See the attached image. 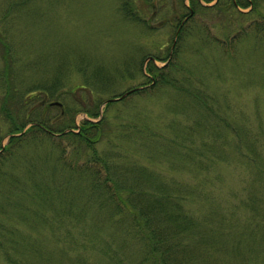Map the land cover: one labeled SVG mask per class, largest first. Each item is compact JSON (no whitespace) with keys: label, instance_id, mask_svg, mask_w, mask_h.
Here are the masks:
<instances>
[{"label":"rangeland","instance_id":"1","mask_svg":"<svg viewBox=\"0 0 264 264\" xmlns=\"http://www.w3.org/2000/svg\"><path fill=\"white\" fill-rule=\"evenodd\" d=\"M124 1L0 0V39L8 48L5 60L0 57V98L4 94L1 67L4 64L8 68L6 77L11 78V85L22 97L25 111L45 96L47 103L61 105L49 106L47 121L55 120L62 108L56 125L75 130L85 120L82 110L92 102L139 88L146 82L140 73L144 67L141 57H162L168 53L173 29L161 24L173 15L176 6H171V0L148 2L145 18L140 16L144 20L141 25L123 20L119 7ZM258 8L261 15L252 13L234 22L221 13L214 21L197 15L187 24V33L180 36L181 49L178 47L176 56H172L176 69L169 67L166 73L175 82L190 78V88L199 81L198 88H203L207 97L206 108L216 112L213 117L210 115L212 119L199 118L205 110L200 111L192 101L175 95L171 85L152 88L111 103L104 120L105 138L92 146L101 156L113 154L110 162L124 166L128 180L131 176L126 170L134 174L137 169L141 184L148 172L150 181L155 178L160 185L181 189L184 193L180 194L187 198L180 204L195 214L194 218L205 213L208 205L220 213L213 236L208 238L202 232L201 236H192L197 238L194 244L200 245L197 250L201 251V264H221L217 262L223 258L219 252L248 236L241 226L264 233V184L259 185L256 200L246 205L248 195L255 193L249 180L250 169L245 165L250 159H258L256 168L264 171V4ZM153 13L154 19L147 18ZM154 64L159 67L163 62ZM184 69L190 71L185 73ZM220 117L225 124L218 121ZM194 121L199 126L215 125L218 134L199 139L197 130L192 129ZM6 125L0 121L3 135ZM186 133H190L188 137ZM119 135L122 140H118ZM34 137L22 142L26 144L20 148L18 160L11 163L13 178L1 177L4 184H0V195L8 201L4 209L9 214L13 209L15 214L0 213V264H8L3 260L5 252L20 264H71L69 260L77 253L85 264H107V261L142 264L141 244L127 235L130 231L127 220H122L127 226L118 230L115 242L104 233L99 234L107 246L105 256L101 255L100 244H85L83 236H76V230L70 231L69 236L76 242L69 246L64 229L74 222H68V218L79 224L88 222L95 226L99 221L103 225L109 209L100 211L97 206L91 209L90 202L84 204L88 209L82 212L87 176L82 177L76 169L86 164L90 154L79 151L81 147L64 136L49 140ZM204 141L206 151L201 149ZM2 143L5 145L6 141ZM190 150L199 152L194 154L195 165L189 160ZM212 157L220 161L212 164L211 160H215ZM33 182L36 186L29 190ZM22 190L27 196L18 194ZM75 196L81 198L80 202L68 205ZM29 197L31 201L27 202ZM31 222L38 224L36 235L28 229ZM7 228L16 231L9 235ZM4 234L13 240L19 235L26 238L25 246L28 243L33 250H25L24 246L18 250L26 251L30 257L11 251V239L2 237ZM125 234L130 240L127 247L123 245ZM259 244L249 250L247 240L242 241L241 249L245 250L241 256L251 253L250 264H264V242Z\"/></svg>","mask_w":264,"mask_h":264},{"label":"trees","instance_id":"2","mask_svg":"<svg viewBox=\"0 0 264 264\" xmlns=\"http://www.w3.org/2000/svg\"><path fill=\"white\" fill-rule=\"evenodd\" d=\"M135 1H137V3H135ZM151 1L152 0H125L119 7V10L122 13L123 20L131 21V23L135 24L140 22L139 24L142 25L144 23V20H142L141 17L145 18L146 5L148 2L151 3ZM171 1V6H176L174 7L175 10L173 15L168 16L169 18L167 19V22L170 20L171 21L170 23L163 22L161 26L168 25L173 29V35H171V38L173 39V36L174 38H176L175 44L171 47L172 49L170 50L169 45H171V39V42L168 45V53L165 56H148V61H146L148 58L147 56L141 57L142 65L144 64V67H142V70H140V66L139 70L141 75L143 76V80H145L146 82L141 84V86H139V89L137 87H132L126 90L125 92L129 93L125 97L120 98V100L125 99L130 95L138 96L141 92H147L152 88L159 89L161 86L167 87L171 85L170 88L171 90H173L175 95L185 98L184 100L186 102L192 101L193 106L198 110H205V113L199 116V118L203 116V118H207V120L208 118L212 119L210 115L213 117L216 112L206 108L205 105H208L207 97H205L203 88H198L201 83L195 80L197 81L196 85L193 84L194 87L190 88V78L183 77L180 81L175 82V79H172L171 77L169 78L168 74L166 73V71L170 70L169 67H173L174 70L176 69V64L174 63L172 56H176L178 47L180 48V46H178L180 45L179 42L182 38L180 36L181 34L185 35L187 33V24H189L191 20L193 21L195 17L200 14L203 17L206 16V18L204 19H211L212 21H214L218 17V14L221 13L223 17L224 14L227 15L232 19L233 22L234 19L237 20L242 16L247 17L252 13L256 16H259L261 15V13L258 11V7L261 4H264V0H222V2H220V0H177V3L173 2L174 0ZM185 1H187L186 5L184 3ZM208 2L213 3L208 4ZM242 10L246 11L243 12ZM154 16H156V14L154 15L153 13L152 15H148L147 18L154 19ZM202 22H204V20H202ZM188 35H191V30H189ZM230 37H234V35ZM225 42L226 37L224 43ZM5 43V41H1L0 39L1 60H5L6 55L4 56V54L7 53L8 50ZM159 60L162 61L163 64L159 67H156L154 62ZM1 67H3L2 88L4 89V94L2 95L3 98H0V121L3 120L7 123V129L4 135L0 133L1 185L4 184L1 177H5L8 180H11L10 177L13 178V176L15 175L13 171L14 168L11 163H13L14 160H18V155H20L21 153L19 150L23 146V144H26H22V142H25V139L27 137L35 136L39 139L44 138L49 140L50 138L58 139L64 136L65 138L73 139L78 145V148L81 147L79 151L82 150V152H85V154H90L89 160L87 162L85 161L87 165L84 163L81 168L76 169V171H79V173H81L80 175L82 177L87 176L86 187L88 188H84L82 191L86 195V200L84 199V202H81V205L83 206L82 212L88 209L84 204L90 202L92 206L89 207L91 209H93L94 206H97L99 210L102 211V208L104 209L105 207H108L109 212L107 214V221L103 225L99 224V221L95 223V226H91L88 222H82L81 224H79L76 220L68 218V222H74V224H72L71 226H69L68 223V228L66 227L64 229L67 233L66 236L69 237L70 247L76 242L75 239L69 236V234L71 233L70 231L76 230V236H83L85 244L86 242L91 246L100 244V246L103 247L101 251L103 254L101 253V255L105 256L104 254L107 253V246L106 243H103L101 241V237L99 236V234L104 233V235L110 237L111 241H114L115 238H119V236L117 235L119 232L118 230L127 226V224L122 223V220H127L126 222L129 224L130 231L128 234H126L129 237L131 236L134 238V243L138 241L137 244H141L139 254L141 257L140 262H142V264H201V251L198 253L197 250L199 249L200 245L194 244L197 242V238H194L192 236H201V232L208 238L213 236L216 232L217 225L220 223V213L218 211L216 212L215 210H212L211 206L208 205L205 213H199L200 215L197 214L199 216L196 215L197 217L194 218L195 216L193 215L195 214H191L189 211L184 210L183 206H181L180 204V201L182 199L187 198V195L185 196L183 194H180L184 193L180 192L181 189L178 190L176 189L177 187L171 188L167 185H160L155 178L152 179L153 181H150L147 171L141 184V182H139V180H141V177L139 176L140 171L137 169L134 171V174L130 173L129 170H126L127 173L131 176V180H128V176L123 171L124 166L119 165V163L116 162H110L113 158V154L112 156H109L104 153L101 156L97 152L96 148L92 147L94 143L97 144L102 140V138H105L104 136L106 134V128L104 120L107 114L106 110L111 103H114V101L102 106L100 110L101 116L99 120L98 111L102 102L108 100L111 97L105 100L102 99L96 102H92L89 107L82 110V113L85 114V117L87 119H83V121H80L79 126H75V130L72 127H70V129H64L63 127H59L58 125H56L57 121L59 122V117L62 116V108H60V112L58 114L59 116L55 118V120L53 119V121H51L49 119L47 121L46 113H48L47 109L50 106L48 105V103L51 101H48L47 103L48 99L45 96H43L40 101L34 105V107L32 106L25 111L23 107L24 101L22 97L20 96V94H18L19 92L16 90V88L11 85V78L6 77L8 75L7 66L2 64ZM184 70L185 73H188L190 71L188 69ZM177 82L180 83L176 84ZM122 93H120L119 95H121ZM117 97L119 96H115L114 98ZM120 100L118 102H120ZM10 107H15V109L13 110ZM39 108L41 109L40 111H38ZM63 115H65V113H63ZM18 117H21L22 119L18 120V122H15L14 120H17ZM70 120L71 119H69L68 121ZM218 121L221 124L226 123L225 119L222 117H220ZM218 121L216 119V122ZM194 123L195 125L192 127V129H194L195 132L197 130V134L200 135L199 139L206 135H211L210 137L214 138V136L218 134L216 132L215 125H213L212 127H206L207 123L203 126L202 123L201 126H199L200 123L197 121H194ZM189 134L190 133H186L187 137L189 136ZM3 140L6 141L5 145H3L2 143ZM118 140H122L120 135L118 136ZM175 141L177 145H182V142H178V140ZM201 149H205V151L207 150L206 141H204ZM247 151H249V149ZM196 153L199 154L198 151L190 150L191 156H189V160L190 162L194 163V165L197 164V161L194 160V154ZM214 159L215 160H211L212 164L220 161L218 158ZM257 160L258 159H250L245 165L250 169L249 180L251 182V186L254 188L255 193V195L251 193L250 195H248L246 205L250 204V202L253 203L256 200L255 196L259 194L257 190L261 189L259 185L264 184V171L256 168ZM3 166L4 170L2 169ZM89 167H91V169ZM32 184L34 185H32L29 190H32V188L36 186L34 182ZM186 190L190 191L189 189ZM2 191H4V189ZM23 192L24 191L22 190L18 194L26 195V193ZM2 196L4 195H0V203L2 204V206L0 205V213H2V216L5 213L6 215L13 216V214H15V211L12 209V204L15 202V200L9 207L13 210V212L12 210H10L11 214H9L8 211L4 209L5 207H7L8 201ZM80 200L81 198L75 196L68 201V205L73 203L78 204ZM30 201L31 197L27 199V202ZM5 203H7V205ZM2 209L4 212L2 211ZM63 214V216L68 217V215H66L64 212ZM109 216L111 218H114V220L110 219ZM44 222L47 221H43V223ZM18 223L22 222L18 221ZM23 224H25V222ZM37 226L38 224L36 222L30 223L28 229L30 231L31 229L33 230V232L35 233L33 235H36L35 228ZM43 226L44 225H41V227ZM241 229L243 230L244 234L248 235L246 238L242 239V241L247 240V248L249 250L255 249L253 248V246H259V243L261 241L264 242L263 231H258L256 229L253 230V228L248 230V228H244L243 226H241ZM5 230L9 231V235L12 233V231L13 234L16 231L15 229L10 228H7ZM126 234L125 236L127 239L123 243V245L127 247L128 243H130V240ZM253 236H255L256 239H254ZM2 237L9 238V236H5V234L2 235ZM208 238L207 240H210ZM25 239L26 238L23 239L21 235H19V238H16L17 241L11 239L10 250L20 252V255H26L25 258H28L30 257L29 253H27L26 251L21 252L18 250V248L21 246H24L25 250H33L29 248L28 243L25 246ZM191 239L196 241L193 242L191 241ZM242 241L236 243L232 247L227 248L225 251H220L219 253L223 255L224 259L220 258L217 260V262L219 261V263L221 264H250L249 258L251 253L244 251L245 256H241L243 252L242 250H245V248L241 249ZM34 243L35 242L33 240L31 244L33 245ZM214 248L215 246H213L212 250H214V253H216L217 250H215ZM227 255L230 257H227ZM24 256H22L21 258L26 262V260L23 259ZM74 257L75 258H73L72 260H69L71 264H85V261H82V257H80L78 253L74 255ZM226 258H228V260H231V262H229ZM3 260L8 264H20V261L18 263L14 260H11L9 254H6V252L4 253ZM106 263L109 264L110 262L107 261Z\"/></svg>","mask_w":264,"mask_h":264},{"label":"water","instance_id":"3","mask_svg":"<svg viewBox=\"0 0 264 264\" xmlns=\"http://www.w3.org/2000/svg\"><path fill=\"white\" fill-rule=\"evenodd\" d=\"M175 39H176V38H174V36H173V39H172L171 45H169L170 50L172 49L171 47L175 44ZM169 54H170V52H169ZM168 58H169V57H168ZM148 59H149V57L147 58L146 61H148ZM138 89H139V88H138ZM128 93H129V92H125V93L123 92V93H122L121 95H119V97H117V98L111 97V98H109L108 100L102 102V104H101V106H100V108H99V111H98V113H99L98 120L100 119V116H101L100 110H101V107H102L103 105H105V104H107V103H110V102H112V101H114V102H115V101H118V100H120V98L125 97ZM48 105H53V106H56V107H59V106H60L59 104H57V103H52V102H49ZM85 119H87V118L85 117ZM98 120H97V121H98Z\"/></svg>","mask_w":264,"mask_h":264},{"label":"flooded vegetation","instance_id":"4","mask_svg":"<svg viewBox=\"0 0 264 264\" xmlns=\"http://www.w3.org/2000/svg\"><path fill=\"white\" fill-rule=\"evenodd\" d=\"M40 103H42V102H40ZM60 107H61V105H60Z\"/></svg>","mask_w":264,"mask_h":264}]
</instances>
